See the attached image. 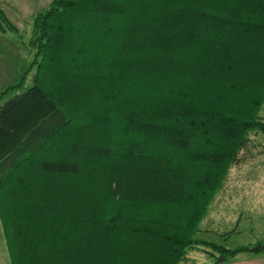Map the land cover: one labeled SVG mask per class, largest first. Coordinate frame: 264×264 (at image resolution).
Wrapping results in <instances>:
<instances>
[{
    "label": "trees",
    "instance_id": "trees-1",
    "mask_svg": "<svg viewBox=\"0 0 264 264\" xmlns=\"http://www.w3.org/2000/svg\"><path fill=\"white\" fill-rule=\"evenodd\" d=\"M32 40L0 96L10 263H185L264 132V0H51Z\"/></svg>",
    "mask_w": 264,
    "mask_h": 264
},
{
    "label": "rangeland",
    "instance_id": "rangeland-1",
    "mask_svg": "<svg viewBox=\"0 0 264 264\" xmlns=\"http://www.w3.org/2000/svg\"><path fill=\"white\" fill-rule=\"evenodd\" d=\"M32 41L28 44L31 58L28 72L34 76L37 70L33 67L36 50ZM33 76L25 82L20 80L18 85L23 83L24 86L19 93L34 85ZM14 95L6 96L0 104ZM259 116L264 119V105ZM6 202L9 201H4L7 212ZM1 204L0 264H11L3 234ZM195 239L199 244L188 251L187 261L182 264H220L218 260L234 262L235 257L259 258L264 263V250L252 252L258 246H264V132L258 130L249 134L246 147L241 150L237 162L228 171L226 181L209 204Z\"/></svg>",
    "mask_w": 264,
    "mask_h": 264
},
{
    "label": "crops",
    "instance_id": "crops-1",
    "mask_svg": "<svg viewBox=\"0 0 264 264\" xmlns=\"http://www.w3.org/2000/svg\"><path fill=\"white\" fill-rule=\"evenodd\" d=\"M50 4L51 0H0V13L8 24V28L4 23L0 26V95L17 86L28 73L31 63L28 44L33 38V21L46 12ZM260 260L235 257L234 262L220 264H264Z\"/></svg>",
    "mask_w": 264,
    "mask_h": 264
},
{
    "label": "water",
    "instance_id": "water-1",
    "mask_svg": "<svg viewBox=\"0 0 264 264\" xmlns=\"http://www.w3.org/2000/svg\"><path fill=\"white\" fill-rule=\"evenodd\" d=\"M263 250H264V246H258L257 248L253 249L252 252L253 253H259ZM224 261H225L224 259L218 260L219 263L224 262Z\"/></svg>",
    "mask_w": 264,
    "mask_h": 264
}]
</instances>
